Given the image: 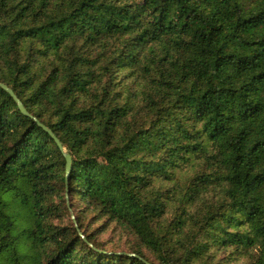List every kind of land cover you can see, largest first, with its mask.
Returning <instances> with one entry per match:
<instances>
[{"label":"trees","instance_id":"1","mask_svg":"<svg viewBox=\"0 0 264 264\" xmlns=\"http://www.w3.org/2000/svg\"><path fill=\"white\" fill-rule=\"evenodd\" d=\"M0 83V264H264V0H0Z\"/></svg>","mask_w":264,"mask_h":264},{"label":"water","instance_id":"2","mask_svg":"<svg viewBox=\"0 0 264 264\" xmlns=\"http://www.w3.org/2000/svg\"><path fill=\"white\" fill-rule=\"evenodd\" d=\"M0 86L2 87V88H4L10 95H11V97L14 99V101L17 103V106H18V108H19V110L23 113V114H25V115H27V116H30V117H32V115L26 110V108H25V106L22 104V102L19 100V98L16 96V94L14 93V91L11 89V88H9L6 84H4V83H0ZM39 125H41L50 135H51V137L55 140V142H56V144H57V146H58V148L61 150V152L63 153V156L65 157V179L67 180V175H68V173H69V171H70V169H71V156H70V154L69 153H67L66 151H65V149H64V147H63V145H62V143L60 142V140L52 133V131L48 128V127H46V126H44L43 124H41V123H39ZM71 218H72V220H73V223L75 224V226H77V224H76V220H75V218H74V216L73 215H71ZM131 254V253H130Z\"/></svg>","mask_w":264,"mask_h":264},{"label":"rangeland","instance_id":"3","mask_svg":"<svg viewBox=\"0 0 264 264\" xmlns=\"http://www.w3.org/2000/svg\"><path fill=\"white\" fill-rule=\"evenodd\" d=\"M106 237H108V233L107 234L105 233L101 238H106ZM230 264H248V262H247L246 258L243 256V257L238 258V260H236Z\"/></svg>","mask_w":264,"mask_h":264}]
</instances>
